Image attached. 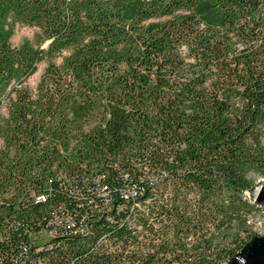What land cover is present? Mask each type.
Segmentation results:
<instances>
[{
    "label": "trees",
    "instance_id": "16d2710c",
    "mask_svg": "<svg viewBox=\"0 0 264 264\" xmlns=\"http://www.w3.org/2000/svg\"><path fill=\"white\" fill-rule=\"evenodd\" d=\"M259 186L264 0H0V264H227Z\"/></svg>",
    "mask_w": 264,
    "mask_h": 264
},
{
    "label": "rangeland",
    "instance_id": "374dc122",
    "mask_svg": "<svg viewBox=\"0 0 264 264\" xmlns=\"http://www.w3.org/2000/svg\"><path fill=\"white\" fill-rule=\"evenodd\" d=\"M4 30L8 33L10 43L13 46H19L22 43L26 42L27 40L30 42H36V30L29 26H23L21 23L18 22L14 15H9L4 22ZM60 59L56 61L59 63ZM38 71L29 79L28 85L34 87L40 78L43 70L44 64L38 66ZM260 179H257V182H260ZM264 186H259L255 188L253 195L259 193ZM253 216V223L255 224L252 232H254L255 236L252 238L253 240L264 239V211L257 210L256 212L252 213ZM32 239L35 240L36 245L41 246L47 242H49L51 238L50 234H46L44 232L34 236Z\"/></svg>",
    "mask_w": 264,
    "mask_h": 264
},
{
    "label": "water",
    "instance_id": "95a60500",
    "mask_svg": "<svg viewBox=\"0 0 264 264\" xmlns=\"http://www.w3.org/2000/svg\"><path fill=\"white\" fill-rule=\"evenodd\" d=\"M253 201L254 204L264 207V189H262L259 193H256L254 195ZM257 241H258L257 244L254 246L255 248L251 252L250 256L247 259H245L244 264H264V239H259Z\"/></svg>",
    "mask_w": 264,
    "mask_h": 264
},
{
    "label": "bare ground",
    "instance_id": "6f19581e",
    "mask_svg": "<svg viewBox=\"0 0 264 264\" xmlns=\"http://www.w3.org/2000/svg\"><path fill=\"white\" fill-rule=\"evenodd\" d=\"M257 242V240H251L243 247V249L235 256V258L229 261L227 264H244L245 259L250 256Z\"/></svg>",
    "mask_w": 264,
    "mask_h": 264
},
{
    "label": "built area",
    "instance_id": "2783aa9c",
    "mask_svg": "<svg viewBox=\"0 0 264 264\" xmlns=\"http://www.w3.org/2000/svg\"><path fill=\"white\" fill-rule=\"evenodd\" d=\"M245 195L247 196V198L249 197V195L247 193H245ZM253 223V222H252ZM255 225V224H254Z\"/></svg>",
    "mask_w": 264,
    "mask_h": 264
}]
</instances>
